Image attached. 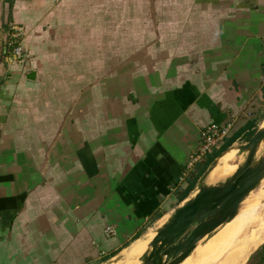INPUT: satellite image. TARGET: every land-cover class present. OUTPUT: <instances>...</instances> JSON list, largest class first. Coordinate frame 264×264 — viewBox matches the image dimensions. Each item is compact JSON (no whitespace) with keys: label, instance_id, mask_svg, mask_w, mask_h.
Instances as JSON below:
<instances>
[{"label":"crops","instance_id":"crops-1","mask_svg":"<svg viewBox=\"0 0 264 264\" xmlns=\"http://www.w3.org/2000/svg\"><path fill=\"white\" fill-rule=\"evenodd\" d=\"M263 119L264 0H0V264H124L197 193L202 129Z\"/></svg>","mask_w":264,"mask_h":264},{"label":"water","instance_id":"water-1","mask_svg":"<svg viewBox=\"0 0 264 264\" xmlns=\"http://www.w3.org/2000/svg\"><path fill=\"white\" fill-rule=\"evenodd\" d=\"M263 142L264 126H261L244 144L228 148L210 163L198 180L197 193L176 208L147 243L142 264H181L203 239L210 238L214 231L235 218L241 203L264 180V155L254 162ZM231 150L246 154L243 164L225 182L206 185L210 173ZM217 213L212 221L205 222Z\"/></svg>","mask_w":264,"mask_h":264},{"label":"bare ground","instance_id":"bare-ground-1","mask_svg":"<svg viewBox=\"0 0 264 264\" xmlns=\"http://www.w3.org/2000/svg\"><path fill=\"white\" fill-rule=\"evenodd\" d=\"M261 126H264V121H262ZM236 152L237 150H231L225 156H223V158L235 160ZM223 158H221L220 161H222ZM236 164L225 165L222 168H220L223 164L220 165L219 163V165L216 168H214L213 171L208 176L210 177L214 173L212 176L213 178L211 177L212 179H210L209 182L207 180L206 181L208 183H216L219 182L221 179L223 180L234 171ZM261 183L263 184L260 187L261 188L260 196L264 198V180ZM263 219H264V207L259 209H249L246 212V218L242 223L238 224L235 222H231L232 221L231 220L226 225L220 227L210 238L206 239L203 243L200 242L197 245L195 249L197 250L199 248L197 251L194 250L196 252L195 254L198 255L197 257L200 256L202 262L201 264H203L205 260L207 261V262L205 261L206 262L205 264H241L244 258L246 260V257L249 255V253L254 249L258 248V246L260 245L258 244L259 241L257 242V238H259L258 233L261 234L260 236L264 240V228H262L261 226ZM160 222L162 223L163 219ZM225 226H227L231 231H235L238 233V235L235 237V241L230 242L226 246H224L223 244H218L220 242L218 240H225L226 242L231 241L229 239L231 237L229 233L230 230H227L228 228ZM224 227L225 229L223 230ZM216 235L217 237L219 236V239L214 241L213 243L214 245H208L209 243H211L209 240L215 238ZM148 237H152V234L148 235ZM146 246H147V241H142L137 243L131 249V252L127 256L128 258L126 257L127 260L124 264H129L130 259L133 258L136 251H137L136 258L132 264H139L140 262L138 263V259L144 253ZM222 250H225L224 252L227 254L226 257H222L221 255ZM213 251L216 253L210 256V254ZM194 255H192L193 257V258L191 257L192 259L190 260L187 259L188 261L186 260L187 262L185 264H195L197 257H195Z\"/></svg>","mask_w":264,"mask_h":264},{"label":"rangeland","instance_id":"rangeland-1","mask_svg":"<svg viewBox=\"0 0 264 264\" xmlns=\"http://www.w3.org/2000/svg\"><path fill=\"white\" fill-rule=\"evenodd\" d=\"M263 121H264V119H263ZM259 124V126H261V121L260 122H258ZM247 141V138L245 137V136H243V137H241L236 143H234L231 147H233V148H237V146H240V145H242V144H244L245 142ZM264 155V142L260 145V147H259V149H258V151H257V153H256V156H255V159H254V161L256 162L257 160H259L262 156ZM245 156H246V154L244 153H241L240 151H237L236 152V154H235V160H233V159H228V158H223V162L222 161H220L219 163H220V165H222L220 168H222L223 166H225V165H230V164H236V166H235V169H234V171L229 175V176H227L226 178H224L223 180L221 179L219 182H216V183H209V184H212V185H215V184H217V183H223V182H225L228 178H230L232 175H233V173L235 172V170L239 167V166H241L242 164H243V162H244V160H245ZM219 168V169H220ZM214 174V173H213ZM213 174L210 176V177H208L207 178V181L209 182L210 181V179H212L213 177ZM212 177V178H211ZM263 183H261L260 185H259V187L255 190V191H253L249 196H248V198L247 199H245L244 201H243V203L239 206V210H238V212H237V215L235 216V218L231 221V222H235V223H242L244 220H245V218H246V212L249 210V209H259V208H262V207H264V198H262L260 195H261V185H262ZM261 226H262V228H264V219H263V221H262V223H261ZM225 227H227V226H225ZM225 227L223 228V230L225 229ZM228 228V227H227ZM219 229V228H218ZM217 229V230H218ZM216 230V231H217ZM227 230H230L229 228L227 229ZM216 231H214L211 235H213ZM229 233H230V235H231V237L229 238L231 241H229V242H226L225 240H218V241H220L218 244H223L224 246H226V245H228L230 242H233V241H235V237L238 235V233L237 232H235V231H229ZM220 235V234H219ZM258 235H259V238H257V242H258V244H261L262 243V241H263V239H262V237L260 236L261 234H259L258 233ZM217 239H219V236L217 237V235L215 236V238H212L211 239V243H209L208 245H214L213 243H214V241H216ZM206 240V238L204 239V240H202L201 242L203 243L204 241ZM225 250H222V252H221V255H222V257H226V253L224 252ZM196 253V252H195ZM214 253H216V252H212L211 254H210V256H212V255H214ZM194 255V254H193ZM195 257H197L198 255H194ZM209 259H210V257H209ZM244 260H245V258H244ZM243 260V261H244ZM206 261V260H205ZM204 261V263L203 264H205L206 262ZM201 264L202 262H201V259H200V256L199 257H197V259H196V262H195V264ZM114 264H115V262H114ZM130 264V263H129Z\"/></svg>","mask_w":264,"mask_h":264},{"label":"built area","instance_id":"built-area-1","mask_svg":"<svg viewBox=\"0 0 264 264\" xmlns=\"http://www.w3.org/2000/svg\"><path fill=\"white\" fill-rule=\"evenodd\" d=\"M21 28L11 26L5 37V44L9 48L11 56L17 62L22 63L24 55L20 46ZM228 126L209 124L202 129L198 147L190 156L191 163L195 164L205 158L213 150L222 146L224 139L229 135ZM105 234L111 236L114 234L112 228H106Z\"/></svg>","mask_w":264,"mask_h":264},{"label":"trees","instance_id":"trees-1","mask_svg":"<svg viewBox=\"0 0 264 264\" xmlns=\"http://www.w3.org/2000/svg\"><path fill=\"white\" fill-rule=\"evenodd\" d=\"M247 127L249 129H253V125L248 124ZM255 129L248 131L246 134V138L249 139L254 133ZM240 132H237L235 134H233L231 137L225 139L223 141L222 146L219 148V150L216 151H212L210 154L206 155L205 158L198 162L195 168V171L193 173H191L190 178H188V185L186 187V189L184 190L182 196L180 197V200L182 201L183 199H185V197L187 196V194L192 190L193 186L195 185L197 179L199 177H201V175L205 172V170L207 169V167L210 165V163L222 152H224L226 149H228L238 138Z\"/></svg>","mask_w":264,"mask_h":264},{"label":"flooded vegetation","instance_id":"flooded-vegetation-1","mask_svg":"<svg viewBox=\"0 0 264 264\" xmlns=\"http://www.w3.org/2000/svg\"><path fill=\"white\" fill-rule=\"evenodd\" d=\"M259 160H257L256 162H258ZM255 162V161H254ZM254 164L255 163H252V165L251 166H254ZM218 215V213L217 214H215L214 216H212V217H208L206 220H205V222H210V221H212L216 216ZM217 219H219V218H217ZM195 226V225H194ZM194 226H193V228H194ZM142 262H143V258L141 259V264H142Z\"/></svg>","mask_w":264,"mask_h":264}]
</instances>
